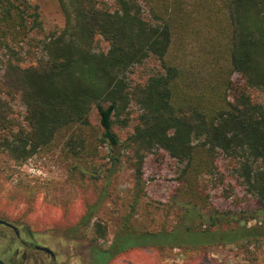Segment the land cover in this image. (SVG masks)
<instances>
[{"label": "trees", "instance_id": "trees-1", "mask_svg": "<svg viewBox=\"0 0 264 264\" xmlns=\"http://www.w3.org/2000/svg\"><path fill=\"white\" fill-rule=\"evenodd\" d=\"M66 2L64 29L60 34H49L45 40L48 58L28 66L11 61L5 69L1 90L8 95H21L26 126L12 129L10 109L0 98V127L6 131L0 137V149L22 163L50 145L61 130L89 126L95 107L102 142L113 153L119 147L134 146L138 178L146 154L163 149L186 163L183 176L192 189L200 175L212 173L215 156L221 151L238 162L239 173L255 191L258 213L264 217V103L254 101L248 92H264V0L227 2L232 26L230 69L225 84L211 94L209 103L204 102V96L195 98L183 93L176 80L180 69L166 65L164 58L172 40L168 23H149L131 0H119L114 11L101 7L98 0ZM25 14V9L9 2L0 23L11 30L17 26L25 28ZM32 15L31 28L41 26L39 13ZM98 37L108 43L107 51L98 50ZM151 54L162 59L164 71L132 86L127 73ZM233 73L241 77L242 84H233ZM131 103L141 110L139 121L133 133L121 142L113 126L116 122L128 125ZM85 144L82 134H73L65 142L68 152L78 158L85 155ZM117 159L118 156L113 157L114 161ZM201 194L200 190L196 193ZM185 203L184 222L178 229L117 234L109 247L94 249L95 263L106 264L117 254L138 246L197 248L264 236V218L253 226L213 231L211 224L223 221L226 215H205L199 203ZM195 222L207 224L208 228L198 226L192 230ZM102 229L99 223L94 224L93 242L105 237Z\"/></svg>", "mask_w": 264, "mask_h": 264}, {"label": "rangeland", "instance_id": "rangeland-1", "mask_svg": "<svg viewBox=\"0 0 264 264\" xmlns=\"http://www.w3.org/2000/svg\"><path fill=\"white\" fill-rule=\"evenodd\" d=\"M68 0H0V18L9 2L26 11L27 26L7 29L0 23V81L9 62L28 66L46 60L45 40L60 34L67 21ZM140 7L142 18L153 25L168 23L171 44L165 54L166 65L177 66V84L183 93L210 102L220 90L230 69L229 48L232 26L228 18L229 0H131ZM101 7L114 11L119 0H98ZM39 13L41 26L33 27V13ZM6 28V29H5ZM98 50L108 43L97 38ZM163 61L151 54L127 73L132 86L163 72ZM233 84H242L233 73ZM16 130L26 126L25 105L20 94L1 90ZM229 99H233L232 90ZM251 98L264 103V92L249 89ZM186 95V97H187ZM228 99V100H229ZM127 126L116 122L114 131L121 142L133 133L141 110L131 103ZM99 114L94 107L90 125L58 132L51 144L22 163L15 162L0 149V211L23 218L35 229L53 230L48 234L92 243L94 224L102 226L105 237L92 243L109 247L117 234H143L174 231L184 222L185 202L200 201L202 214H225L223 221L211 224L213 231L260 224L257 195L239 173L236 160L218 151L212 173H204L192 187L183 176L186 163L179 162L163 149L146 154L137 177L134 146L119 147L114 153L102 142ZM6 134L1 130L0 137ZM73 134L86 139L82 158L69 153L65 142ZM201 155L204 154L199 149ZM118 156L117 160L113 157ZM258 164L254 165L257 168ZM201 195H196L197 191ZM202 196L200 200L197 197ZM204 199V201H203ZM264 210V208H261ZM91 216V217H89ZM254 216H257L254 218ZM90 218V219H89ZM88 224V225H87ZM208 228L195 222L192 230ZM98 227V226H97ZM88 250V249H87ZM89 251V250H88ZM106 264H264V236L240 239L235 243H213L197 248L145 245L117 254Z\"/></svg>", "mask_w": 264, "mask_h": 264}, {"label": "flooded vegetation", "instance_id": "flooded-vegetation-1", "mask_svg": "<svg viewBox=\"0 0 264 264\" xmlns=\"http://www.w3.org/2000/svg\"><path fill=\"white\" fill-rule=\"evenodd\" d=\"M49 231L0 211V264H96L94 242L74 235L68 240Z\"/></svg>", "mask_w": 264, "mask_h": 264}]
</instances>
